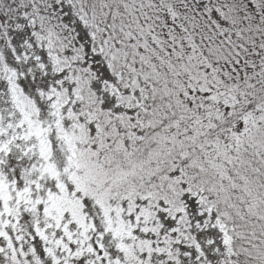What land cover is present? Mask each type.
Returning a JSON list of instances; mask_svg holds the SVG:
<instances>
[{
  "label": "snow or ice",
  "instance_id": "6c2138e0",
  "mask_svg": "<svg viewBox=\"0 0 264 264\" xmlns=\"http://www.w3.org/2000/svg\"><path fill=\"white\" fill-rule=\"evenodd\" d=\"M0 264H264V0H0Z\"/></svg>",
  "mask_w": 264,
  "mask_h": 264
}]
</instances>
